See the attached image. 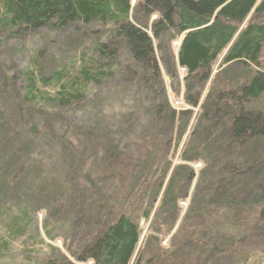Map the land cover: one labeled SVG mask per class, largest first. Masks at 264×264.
Instances as JSON below:
<instances>
[{"label": "trees", "instance_id": "16d2710c", "mask_svg": "<svg viewBox=\"0 0 264 264\" xmlns=\"http://www.w3.org/2000/svg\"><path fill=\"white\" fill-rule=\"evenodd\" d=\"M75 25L113 29L103 35L96 31L93 46L78 48L48 74L38 54L36 61L0 79V196L9 194L1 186L5 178L10 195L21 202L7 224L9 240L26 234L34 214L46 210L56 224L78 201L69 239L62 242L69 246L67 255L48 245L53 252L30 251L24 264H194L190 248L200 252L196 260L207 261L202 258L207 246L214 257L239 242L234 233L207 237L202 228L215 221V212L241 218L237 231L243 228V237L263 228L264 186L259 191L254 186L264 180V110L248 106L264 102V0H0V33L7 37ZM124 52L130 60L126 65L119 58ZM219 61L225 69L214 75ZM124 65L126 75L139 78L142 97L152 93L153 99L141 97L138 111L146 120L140 125L128 106L115 110L123 124L107 125L108 135L83 119L89 116L91 87L105 83L106 88ZM181 72L190 109L178 111L164 86L168 76L181 96ZM100 100L91 114L111 107L107 98ZM195 108L197 123L184 144ZM66 110L74 111V123L66 118L69 125L61 120ZM43 120H53L58 128L52 134L41 130ZM247 146L242 166L222 162L230 151L242 155ZM201 161L202 175L220 163L206 186L203 179L194 183L191 164ZM248 175L259 200L248 207L232 205L235 181ZM101 180H107L104 186ZM93 189L101 205L92 200ZM190 193L178 225L180 204ZM88 198L91 212L84 215ZM211 198H220L223 206ZM160 230L171 236L169 247L157 237ZM45 234L54 241L47 226ZM0 249L7 253L9 246ZM31 256L41 259L34 262Z\"/></svg>", "mask_w": 264, "mask_h": 264}, {"label": "rangeland", "instance_id": "374dc122", "mask_svg": "<svg viewBox=\"0 0 264 264\" xmlns=\"http://www.w3.org/2000/svg\"><path fill=\"white\" fill-rule=\"evenodd\" d=\"M133 6H136V2L132 4ZM156 19V16L152 18L154 21ZM151 23V22H150ZM82 25H75L70 28L62 29L60 31H55L53 29H44L36 33H31L26 36H18L14 38L7 37V33H0V79L1 77L7 76L9 74L13 75L14 72H17L18 70H21L26 65L31 64L32 61L37 60V55L41 54L40 57L42 59V63L44 66L45 74L50 73L53 71L55 66H58L60 63L63 64L67 61L71 60L72 54L74 52H77L76 50L78 48H86V46L92 44L94 45V37L95 32L99 31L100 33L98 35H103L109 30L113 29V26L107 25V26H100L97 25H90L89 29L81 30ZM13 37V36H12ZM178 46V43H174V46ZM176 47V50L178 49ZM128 52H124L123 54L119 55L120 60L122 63L126 65L128 64L129 60V54L126 55ZM53 57L57 58V61L54 63L55 60H52ZM51 58V59H50ZM131 59V57H130ZM127 61V62H126ZM125 65L121 68V73L118 75L116 79H113V81H108L107 87L104 88L103 83L101 87L99 86H92L91 87V93H90V101H89V108L86 112L89 114L88 117L83 119L84 124H90L101 131H104L109 135V131L106 129V126H114L119 128L121 126V121L123 120L122 117H120L121 113L117 112L115 110H120L124 108L125 106H128L133 110L134 113V119H136V122H138L140 125L143 120H146V117H144L139 111V105L141 103L140 99L142 97L140 91V85H137V82L139 78L134 76H128L125 71ZM225 68L221 67V61L218 62V64L215 66V74H220L221 71H223ZM241 70V69H237ZM184 73L181 72L180 74V82H181V96L177 97L176 93H174V88L172 87V81L169 80L168 76L165 77V89L166 94L170 100V103L174 106L176 110L181 109H190L189 106L186 105V102L184 100V93L186 92L184 88ZM132 77L136 79L130 80ZM212 80V79H211ZM210 80V81H211ZM18 85L21 84V81L18 80ZM211 83V82H209ZM210 85V84H209ZM209 85L205 88L208 90L210 89ZM143 87V86H142ZM156 88H154L155 90ZM205 92L203 94V97L205 95ZM107 94V96H106ZM156 94V93H155ZM202 97V99H203ZM102 98H107V102L110 104L109 110L103 109L101 112L97 111L96 114H91L93 112V107L95 104L100 103ZM142 99H153V94L151 93L150 96H143ZM95 103V104H94ZM251 108L252 110H264V102H260L258 104H252L248 106V108ZM249 108V109H250ZM194 112L193 119L191 121L190 127H188L187 133L184 137V144L187 143V135H191L193 130L195 129V125L197 121H195L196 117L199 115V108L191 109ZM65 115L63 113V117L61 118L62 122H65L67 125L70 124V121L66 118H69L72 122L71 115H73L74 111H64ZM74 123V122H73ZM26 124L28 126H31L30 121H27ZM194 126V128H192ZM41 130L48 131L50 134L53 133V129L58 128V124L55 123L53 120H43L40 124ZM192 128V129H191ZM115 136H118L116 134ZM198 140H200V136L198 137ZM47 142V141H46ZM222 145V143H218L217 146ZM252 145V144H251ZM250 146V145H249ZM241 148L242 149V155H238L235 152L230 151V153L222 159V162H230L231 164L240 167L242 166L248 158L245 156V154L248 153V148ZM42 148H39L37 152H40L42 155ZM206 153V152H204ZM203 153V157L205 158L203 161L208 162L205 154ZM209 161L211 158L208 156ZM40 161H43L45 165L51 164V161L48 158L45 157H39ZM212 162V161H211ZM42 163V162H41ZM42 163V165H44ZM205 163L201 162H194L191 164L192 168L196 170V180L195 184L198 180L203 179L202 185L208 184L210 181L209 179L212 176V173H214L215 169L220 167V163H213L209 165L207 169H205L204 174H200V171L202 170ZM222 164V163H221ZM107 180H101L99 183L100 186H104L106 184ZM252 183L249 175L245 177V179L238 178L235 181L234 184V192H233V200L232 205L237 204L240 208L241 207H248V205H254V202H256L259 199H254L256 196H254L252 193ZM7 181H5V178H2V189L7 195L0 196V246L1 244H8L9 251L2 252L0 249V264H24L23 260L25 257L30 256L29 252L34 251L35 254H44L48 253V255L53 252L51 249H48V245L53 246L57 248L60 252L67 255L68 247L62 244L63 240H68L70 233H71V225L72 222L75 220V211L78 206V201H72V211L66 212L65 215L67 216L65 219H61L58 223L54 224L53 219L50 217V214L48 211L43 210L42 212H38L37 214H34L31 216L30 223L27 227L26 234L23 235L18 240L13 239L9 240V236L7 232L9 231V224L13 218V215L15 214L16 210H18V203L19 199L10 195L11 194V187ZM257 186H254V191H259L260 188L264 186V180L262 184L255 183ZM75 185V182H74ZM206 186V185H205ZM253 188V189H254ZM91 189V188H90ZM10 190V191H9ZM189 187L185 188L184 193H188ZM93 192V193H92ZM92 200L94 199L100 204V195L98 192V189L92 190ZM204 192H208V190H204ZM192 193V192H191ZM191 193L187 197L188 199L185 202H182L180 204V220L178 225L182 222L181 220H184V214L187 211L189 203L191 202ZM248 194V196H247ZM250 194V195H249ZM247 196V197H245ZM216 197V196H215ZM251 197V198H250ZM217 198V197H216ZM211 198L210 201H212V204L218 203L220 206H223L222 200ZM24 199V198H21ZM90 198H88L87 202H83V210L82 214L85 215L88 211L91 212V207L87 209V205L89 203ZM228 200V198H227ZM22 205L26 204L22 200ZM101 205V204H100ZM17 207V208H16ZM254 207V206H251ZM15 211L13 212V210ZM8 209V211H6ZM10 213V214H9ZM219 211L215 212L212 216H214L215 221H207L203 225V231L205 234H207V237L209 235H226L234 233L235 236H237V242L238 244H235L234 247L223 250L218 255H215L214 257H209L212 251L211 247L207 246V248L204 251V257H208L209 259L205 261L204 259H201L200 261L196 260V253H200L195 251L194 248H190L188 250V253H191L190 257L194 264H264V227H257L254 229H251L248 231V235L246 237H243L244 230L241 228L242 232L237 231V227H240L241 224V218L235 220L234 217H232L230 214L225 213H219ZM245 216L246 214L243 213ZM255 214V211L251 212L249 215V218H253V215ZM5 215V216H2ZM17 215V214H16ZM210 216V217H212ZM248 216V215H247ZM251 220V219H250ZM181 221V222H180ZM144 225V224H142ZM47 226V230L52 234L54 241H49L46 238L45 229ZM149 227V224L145 225V230L147 231ZM145 231V232H146ZM159 231V230H158ZM201 233V231H200ZM157 237L162 241L163 246L169 247V242L171 239L170 237H167V234L165 232L156 233ZM246 238L245 240L240 241V239ZM10 241V242H9ZM45 242V243H43ZM185 253H187V250H185ZM31 258L34 262L37 260H40L41 258L36 256H31ZM145 259H148V255H145ZM22 260V261H17ZM171 260V259H170ZM170 264H173L172 260L168 262Z\"/></svg>", "mask_w": 264, "mask_h": 264}, {"label": "bare ground", "instance_id": "6f19581e", "mask_svg": "<svg viewBox=\"0 0 264 264\" xmlns=\"http://www.w3.org/2000/svg\"><path fill=\"white\" fill-rule=\"evenodd\" d=\"M178 46H179V43H178Z\"/></svg>", "mask_w": 264, "mask_h": 264}]
</instances>
